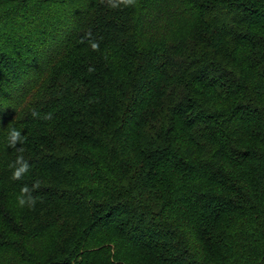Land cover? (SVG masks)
Listing matches in <instances>:
<instances>
[{"label": "trees", "instance_id": "16d2710c", "mask_svg": "<svg viewBox=\"0 0 264 264\" xmlns=\"http://www.w3.org/2000/svg\"><path fill=\"white\" fill-rule=\"evenodd\" d=\"M0 264H264V0H0Z\"/></svg>", "mask_w": 264, "mask_h": 264}, {"label": "clouds", "instance_id": "9594fccd", "mask_svg": "<svg viewBox=\"0 0 264 264\" xmlns=\"http://www.w3.org/2000/svg\"><path fill=\"white\" fill-rule=\"evenodd\" d=\"M116 6L115 4L113 5ZM93 48L97 47L96 44L92 45ZM34 117L38 116L39 114L35 111L32 112ZM45 118H51V114H48ZM22 130H18L16 128H12L7 135L6 138V146L8 148H16V144H22L24 142L25 137L21 135ZM15 168L13 172V179L21 180L25 173L29 172V164L23 158V156H18L15 162ZM39 187V181H36L32 187L30 188L28 185H23L21 188V194L17 197L18 203L21 207H29L32 208L36 204V199L32 195L33 191Z\"/></svg>", "mask_w": 264, "mask_h": 264}]
</instances>
